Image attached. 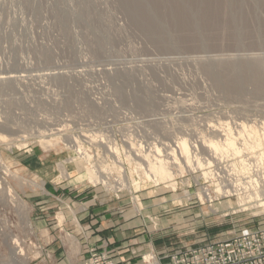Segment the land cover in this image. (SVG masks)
Here are the masks:
<instances>
[{"label": "rangeland", "instance_id": "obj_1", "mask_svg": "<svg viewBox=\"0 0 264 264\" xmlns=\"http://www.w3.org/2000/svg\"><path fill=\"white\" fill-rule=\"evenodd\" d=\"M139 1L0 0V264L70 201H122L168 253L264 231V0Z\"/></svg>", "mask_w": 264, "mask_h": 264}, {"label": "crops", "instance_id": "obj_2", "mask_svg": "<svg viewBox=\"0 0 264 264\" xmlns=\"http://www.w3.org/2000/svg\"><path fill=\"white\" fill-rule=\"evenodd\" d=\"M122 205L120 200H111L83 207L70 201L67 208L59 207L62 222L52 230L46 227L39 230L42 248L40 260L34 264H83L90 249L106 251L116 264H144L140 258L149 252L154 255L152 263L167 264L171 252L154 247L150 237L140 229L141 217L133 208ZM51 206L42 202L41 211Z\"/></svg>", "mask_w": 264, "mask_h": 264}, {"label": "built area", "instance_id": "obj_3", "mask_svg": "<svg viewBox=\"0 0 264 264\" xmlns=\"http://www.w3.org/2000/svg\"><path fill=\"white\" fill-rule=\"evenodd\" d=\"M153 259L143 262L150 264ZM84 264L116 263L106 251L90 249ZM167 264H264V231L246 229L226 239L175 250L168 254Z\"/></svg>", "mask_w": 264, "mask_h": 264}, {"label": "bare ground", "instance_id": "obj_4", "mask_svg": "<svg viewBox=\"0 0 264 264\" xmlns=\"http://www.w3.org/2000/svg\"><path fill=\"white\" fill-rule=\"evenodd\" d=\"M139 1V0H138ZM199 1H202V0H196V2L194 3L193 1H191V0H187V4L189 5V3L191 4V3H193V5L195 4H197V2H198V4L200 5V8H198L199 6L197 5L196 7L199 9V10H197V9H195V8H192V9H195V11L194 12H192L191 14H192V16L193 17H197V15H198V12H199V14H200V12H201V14H202V11L203 10H206L205 11V13L203 12V14L204 15H207V7L206 8H204V5L206 4V1H205V4L203 3V1L200 3ZM209 1V0H208ZM237 1V0H236ZM134 2H136L137 4L139 3V2H142V1H139V2H137V1H134ZM233 2V1H232ZM263 2V1H262ZM161 3V2H160ZM170 3V2H169ZM172 3V2H171ZM235 4V3H234ZM135 5V4H134ZM174 5V4H173ZM178 5V4H177ZM188 5L186 6V7H188ZM207 5V4H206ZM213 5V4H212ZM236 5V4H235ZM138 6H140L141 7V5H139L138 4ZM167 6V5H166ZM184 6H185V4H184ZM209 6V5H208ZM135 7V9L137 8L138 9V7L135 5L134 6ZM172 8V7H171ZM179 8V7H178ZM189 8V7H188ZM191 8V7H190ZM220 8V7H219ZM223 8V7H222ZM146 9V8H145ZM174 10L176 9V7L175 8H173ZM184 9V8H183ZM191 9V11H193ZM211 9V8H210ZM164 10V9H163ZM237 10V9H236ZM235 10V11H236ZM136 11V10H135ZM170 11V10H169ZM180 11V10H179ZM183 11V10H182ZM211 11V10H210ZM150 12V11H149ZM171 12V11H170ZM227 12V11H226ZM177 13H179L178 11H177ZM184 13H186L185 11H184ZM210 13V12H209ZM233 13H235V12H233ZM152 14V13H151ZM175 14V13H174ZM201 14H200V18L202 17L201 16ZM153 15V14H152ZM182 15V14H181ZM189 15V14H188ZM212 16H213V13L211 14ZM138 16H140V15H138ZM179 16V15H178ZM185 16H186V14H185ZM185 16H184V18H185ZM154 17V16H153ZM191 17V16H190ZM199 17V16H198ZM210 17V16H209ZM208 17V18H209ZM155 18V17H154ZM153 18V19H154ZM174 18V17H173ZM188 18V17H187ZM219 18V17H218ZM157 19V18H156ZM183 19V18H182ZM197 19V18H196ZM142 20V19H141ZM148 20H149V17H148ZM181 20V19H180ZM183 20H185V19H183ZM207 20V19H206ZM205 20V21H206ZM150 21V20H149ZM182 21V20H181ZM189 21V20H188ZM195 21V20H194ZM197 21V20H196ZM151 22V21H150ZM176 22V21H175ZM180 22V21H179ZM200 22V21H199ZM230 22V21H229ZM185 22H183V23H181L180 22V24H183V26L184 25H186L187 24V21H186V24H184ZM190 23V22H189ZM244 23V22H243ZM179 24V25H180ZM193 24V23H192ZM197 24V23H196ZM198 25V24H197ZM188 26H190V25H188ZM195 26V25H194ZM143 27V26H142ZM185 27V26H184ZM233 27V26H232ZM181 28V27H180ZM144 29V28H143ZM194 29V28H193ZM159 31H160V29H159ZM157 32H158V30H157ZM166 32V31H165ZM180 32V31H179ZM190 32H191V30H190ZM240 32V31H239ZM160 33V32H159ZM168 33V32H167ZM188 33V32H187ZM201 35V34H200ZM163 36V35H162ZM185 36V35H184ZM195 37V36H194ZM181 40V39H180ZM203 41V40H202ZM263 41V40H262ZM167 42H168V40H167ZM194 42V41H193ZM183 43V42H182ZM207 45V44H206ZM242 63V62H241ZM260 63V62H259ZM227 64V63H226ZM261 66V65H260ZM208 67V66H207ZM264 68V67H263ZM210 70V69H209ZM262 70V69H261ZM258 71V70H257ZM236 74V73H235ZM263 74V73H262ZM52 75V74H51ZM257 75V74H256ZM7 77V76H6ZM11 77V76H10ZM9 77V78H10ZM17 77V76H16ZM12 78V77H11ZM256 78V77H255ZM218 79V78H217ZM9 80V79H8ZM12 80V79H11ZM249 81V80H248ZM259 81V80H258ZM244 85V84H243ZM261 88V87H260ZM264 136V135H263ZM261 137V136H260ZM257 138H259V136H257ZM260 139V138H259ZM228 140V139H227ZM262 140V139H261ZM186 140H182L181 142L180 141H178V142H180L179 144H177V146H178V149L180 150V153H181V155L182 156H184L185 157V159L184 160H186V164H188V163H190V161H189V158H188V153H189V148H188V146H187V142H185ZM263 141H264V139H263ZM262 141V143H264ZM210 142L211 141H209V147H210V151H211V153L212 154H214L213 152L215 151V154L217 153L216 151H221V150H225L226 149V152H227V150H232V151H235L236 153H237V149H235V146H234V142H232L231 140H229V141H226L227 143L225 144V145H223V147H221L222 145H219L218 143L216 144V143H212L211 145H210ZM259 143H260V140H259ZM259 145V144H258ZM209 147H208V149H209ZM258 147V146H257ZM224 148V149H223ZM157 149V148H156ZM262 149V148H261ZM177 150V149H176ZM259 150V149H258ZM160 151V150H159ZM156 152H158V150L156 151ZM224 152V151H223ZM218 154V153H217ZM219 154H220V152H219ZM222 154V153H221ZM172 156V155H171ZM262 156V155H261ZM150 157H152V156H150ZM183 157V158H184ZM263 157V156H262ZM173 158V157H172ZM182 158V157H181ZM150 159V158H149ZM174 159L176 160V158L174 157ZM263 160V159H262ZM173 161V160H172ZM155 162V161H154ZM177 163V162H176ZM264 163V162H263ZM198 164V163H197ZM208 164H209V162H208ZM199 165V164H198ZM183 166V165H182ZM188 166V165H187ZM199 166H201V165H199ZM149 168H150V171L152 172V174L156 177H158L159 178V181H169L171 178H172V174L169 172L170 170L167 168V166H166V164L163 162V161H160V160H157L156 162H155V164H149ZM151 174V173H150ZM146 175V174H145ZM146 177V176H145ZM153 177V176H152ZM172 180V179H171ZM152 181V180H151Z\"/></svg>", "mask_w": 264, "mask_h": 264}]
</instances>
